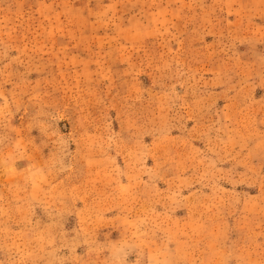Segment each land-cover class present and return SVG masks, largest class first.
I'll list each match as a JSON object with an SVG mask.
<instances>
[{
  "label": "rangeland",
  "instance_id": "374dc122",
  "mask_svg": "<svg viewBox=\"0 0 264 264\" xmlns=\"http://www.w3.org/2000/svg\"><path fill=\"white\" fill-rule=\"evenodd\" d=\"M0 264H264V0H0Z\"/></svg>",
  "mask_w": 264,
  "mask_h": 264
}]
</instances>
